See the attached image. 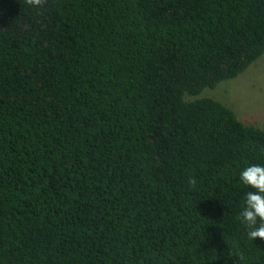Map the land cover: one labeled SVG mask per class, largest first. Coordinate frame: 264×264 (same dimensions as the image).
<instances>
[{
	"label": "trees",
	"instance_id": "trees-1",
	"mask_svg": "<svg viewBox=\"0 0 264 264\" xmlns=\"http://www.w3.org/2000/svg\"><path fill=\"white\" fill-rule=\"evenodd\" d=\"M0 13V264H264L237 219L264 122L185 97L264 52V0Z\"/></svg>",
	"mask_w": 264,
	"mask_h": 264
},
{
	"label": "rangeland",
	"instance_id": "rangeland-1",
	"mask_svg": "<svg viewBox=\"0 0 264 264\" xmlns=\"http://www.w3.org/2000/svg\"><path fill=\"white\" fill-rule=\"evenodd\" d=\"M209 96L231 108L245 124L262 126L264 122V52L236 76L205 86L186 99Z\"/></svg>",
	"mask_w": 264,
	"mask_h": 264
},
{
	"label": "clouds",
	"instance_id": "clouds-1",
	"mask_svg": "<svg viewBox=\"0 0 264 264\" xmlns=\"http://www.w3.org/2000/svg\"><path fill=\"white\" fill-rule=\"evenodd\" d=\"M25 4L33 10H41L47 6L48 0H24ZM2 14V13H0ZM241 182L250 190L246 192L242 211L237 219L246 227L249 240L257 238L264 240V165L251 164L246 166L239 174ZM197 178L189 176L187 187L197 188ZM230 256H235L236 264H247L242 252L230 250Z\"/></svg>",
	"mask_w": 264,
	"mask_h": 264
}]
</instances>
